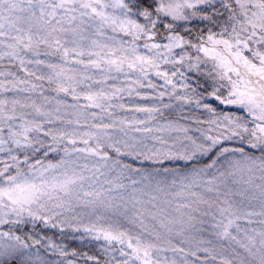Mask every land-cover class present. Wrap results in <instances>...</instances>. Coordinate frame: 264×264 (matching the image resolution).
Segmentation results:
<instances>
[{
    "label": "snow or ice",
    "instance_id": "obj_1",
    "mask_svg": "<svg viewBox=\"0 0 264 264\" xmlns=\"http://www.w3.org/2000/svg\"><path fill=\"white\" fill-rule=\"evenodd\" d=\"M0 264H264V0H0Z\"/></svg>",
    "mask_w": 264,
    "mask_h": 264
}]
</instances>
